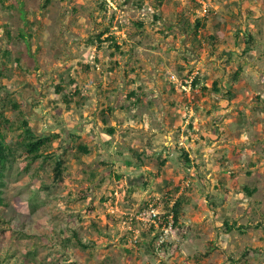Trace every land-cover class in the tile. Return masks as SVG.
<instances>
[{
  "label": "rangeland",
  "instance_id": "1",
  "mask_svg": "<svg viewBox=\"0 0 264 264\" xmlns=\"http://www.w3.org/2000/svg\"><path fill=\"white\" fill-rule=\"evenodd\" d=\"M258 3L0 0V264H264Z\"/></svg>",
  "mask_w": 264,
  "mask_h": 264
},
{
  "label": "trees",
  "instance_id": "2",
  "mask_svg": "<svg viewBox=\"0 0 264 264\" xmlns=\"http://www.w3.org/2000/svg\"><path fill=\"white\" fill-rule=\"evenodd\" d=\"M197 28L202 24L200 19H197ZM198 81V77H194L191 81V84H196ZM187 83V81L185 80ZM1 88V85H0ZM60 89V88H59ZM25 124H27V120L25 121ZM111 131L113 128L110 129ZM50 136L49 135H38L36 134L33 130L28 128L26 126L25 128V135L19 140L20 146L23 147L24 153L28 154L31 156V159H36L40 156H43L42 152V147L43 145L49 140ZM79 148L83 152L88 151V147L86 145H79ZM11 155V147L8 143L5 141V137L3 134L0 132V180L3 178V170H4V160H8ZM62 164H63V159L57 158L56 159V164H55V171L57 174V177L61 175L62 171ZM1 184V183H0ZM1 200V197H0ZM180 204H181V199H177L175 203L167 210L166 214L173 213L174 214V219L175 222L178 220V214L180 210Z\"/></svg>",
  "mask_w": 264,
  "mask_h": 264
},
{
  "label": "built area",
  "instance_id": "3",
  "mask_svg": "<svg viewBox=\"0 0 264 264\" xmlns=\"http://www.w3.org/2000/svg\"><path fill=\"white\" fill-rule=\"evenodd\" d=\"M190 83H189V88L191 87ZM182 86L184 88H187L186 85L184 84ZM164 214L166 213L164 212ZM140 217L145 222H149V224L152 226H156V225L159 226L160 222L165 218L166 222L162 225L160 229L161 233L159 234L158 245H161L168 240L169 233H171V228L173 227V224L175 222L173 213L166 214L164 217H162V213L159 209V205L157 204L156 201H154V202H150L140 211Z\"/></svg>",
  "mask_w": 264,
  "mask_h": 264
},
{
  "label": "crops",
  "instance_id": "4",
  "mask_svg": "<svg viewBox=\"0 0 264 264\" xmlns=\"http://www.w3.org/2000/svg\"><path fill=\"white\" fill-rule=\"evenodd\" d=\"M232 1L233 0H224L225 3L232 2ZM240 1H242L243 3L246 2V4H247L246 6L249 5V0H240ZM219 6H220L219 4H216V8H218ZM255 7H256V5L253 6V8H255ZM257 7L264 12V6L263 5H261L260 3H258L257 4ZM216 12H217V15H216L217 17L216 18L221 17V18H224V19H228V23L231 21V19H233L232 13H230L227 10L226 11H222V12H218V10H217ZM254 16L256 17V16H259V15H255L254 14ZM248 18L250 19L251 18V15H249V13H245L243 11V20L246 21V19L248 20ZM229 31H231V30H228V31H227V29H226V31L225 30H220L218 33H220L221 35H224V33H227ZM241 34H245V33L241 32Z\"/></svg>",
  "mask_w": 264,
  "mask_h": 264
}]
</instances>
